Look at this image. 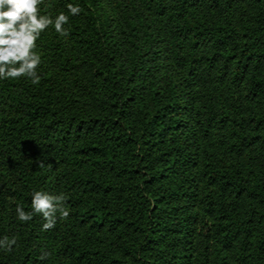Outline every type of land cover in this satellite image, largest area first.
Returning <instances> with one entry per match:
<instances>
[{
    "label": "trees",
    "instance_id": "trees-1",
    "mask_svg": "<svg viewBox=\"0 0 264 264\" xmlns=\"http://www.w3.org/2000/svg\"><path fill=\"white\" fill-rule=\"evenodd\" d=\"M110 1L45 0L82 11L0 80V264H264V0Z\"/></svg>",
    "mask_w": 264,
    "mask_h": 264
},
{
    "label": "clouds",
    "instance_id": "clouds-1",
    "mask_svg": "<svg viewBox=\"0 0 264 264\" xmlns=\"http://www.w3.org/2000/svg\"><path fill=\"white\" fill-rule=\"evenodd\" d=\"M45 0H0V80H19L25 78L33 85L40 83L38 69L42 64V54L37 51V41L42 33L54 27L61 37L69 36L65 25L69 23V14L77 16L82 11L79 5L69 3L67 13L60 12L54 18L42 13L41 5ZM38 167L44 163L37 161ZM67 197L50 194L46 191H34L31 194V212L20 205L16 207L17 219L27 223L35 215L43 218L42 230L48 231L56 226L59 219L65 220L69 210L65 206ZM17 244L16 237L0 238V249L11 252ZM50 253L42 252L39 259L44 260Z\"/></svg>",
    "mask_w": 264,
    "mask_h": 264
},
{
    "label": "rangeland",
    "instance_id": "rangeland-1",
    "mask_svg": "<svg viewBox=\"0 0 264 264\" xmlns=\"http://www.w3.org/2000/svg\"><path fill=\"white\" fill-rule=\"evenodd\" d=\"M103 2L105 5V9L107 10L108 14L112 17L115 9H112L111 1L110 0H103Z\"/></svg>",
    "mask_w": 264,
    "mask_h": 264
}]
</instances>
